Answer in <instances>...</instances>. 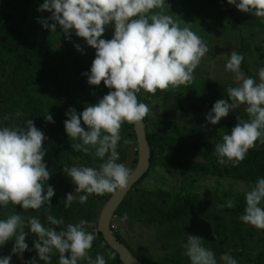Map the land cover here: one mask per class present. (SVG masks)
<instances>
[{
    "label": "clouds",
    "instance_id": "9594fccd",
    "mask_svg": "<svg viewBox=\"0 0 264 264\" xmlns=\"http://www.w3.org/2000/svg\"><path fill=\"white\" fill-rule=\"evenodd\" d=\"M227 3L264 20V0H227ZM37 11L51 13L47 18H38L42 27L55 33L59 25L66 38L75 33L95 49L91 66L83 75L88 84L98 86L103 81L109 89L79 114L71 107L65 112L68 117L63 122L65 132L69 139L76 141L71 148L91 153L101 161L97 167L81 165L63 169L75 185V192L82 193L77 197L72 192L66 194L63 200L67 208L74 199L84 204L89 195L114 193L128 186L133 174L124 163L118 162L117 149L121 141L131 142L122 138L121 125L125 122L137 125L150 111L138 99V94L190 85L194 70L208 49L188 26L181 27L165 11V0H43ZM108 25L113 26V32L110 39H105L103 33ZM74 47L83 52L79 44ZM243 59L242 54L231 51L225 63V71H231L238 81L237 86L226 89L231 102L218 99L205 114V120L215 125L243 104L249 117L241 120L237 116L238 123L215 145L214 154L221 165H238L257 141L264 143V66L257 70L258 81L245 77L240 68ZM44 119L55 122L50 114H45ZM45 139L32 119L11 127L0 122V208L11 203L26 211L51 205L55 189L47 183L50 172L43 162ZM244 201L239 219L264 230V177H258L244 193ZM225 206L233 207V200H228ZM45 221L42 224L37 216L23 217L17 212L0 219V247L14 240L11 253L22 257L25 250H32L25 242V236L32 233L36 236L33 249L45 264L54 253L59 254L57 264H80L81 260L87 264H107L100 254L94 259L88 255L96 239V232L88 230V221L80 219L65 224L62 217L51 214ZM202 240L188 234L182 254L189 264H218L217 257L203 246ZM114 255L109 253L108 258L113 259ZM10 261L11 255L0 256V264H10ZM219 264H237V261L224 253L219 257Z\"/></svg>",
    "mask_w": 264,
    "mask_h": 264
},
{
    "label": "rangeland",
    "instance_id": "374dc122",
    "mask_svg": "<svg viewBox=\"0 0 264 264\" xmlns=\"http://www.w3.org/2000/svg\"><path fill=\"white\" fill-rule=\"evenodd\" d=\"M20 1H24L28 9L36 11L34 16L28 18V23H32V28L29 32L31 40L27 43V46L30 49L38 48L40 51V37L46 33L44 43L47 44L48 39L51 51L54 54V57H52L53 62H56L58 55L69 51L60 26L57 25L56 32L52 33L38 22V18H47L51 15L48 11H37L43 0ZM165 11L171 14L181 27L188 26L207 46V53L202 57L199 66L193 73L194 79L199 84L204 80H208L233 87L237 86L238 81L235 79V75L231 71H225V63L231 51H236L244 57L240 65L242 74L245 77H251L252 75L246 69V67H249L254 79L258 81L257 70L259 67L264 66L263 27L244 26L240 31L234 29L230 21L223 19L222 15L216 12L212 17H199L192 12L189 6L183 11L165 7ZM16 15H18V12H16ZM48 23H52V21L49 20ZM105 32L112 35L113 30L105 26ZM0 43L2 48H9L12 45V41L5 35L0 37ZM92 60L88 61L85 72L89 70ZM20 63L25 66L22 62ZM15 70L17 74L14 76L13 93L6 90L0 92L6 100L5 104H0V122L3 121L6 114L7 119L4 125L9 127L16 124V118L30 116L31 114L30 100L21 90V87L24 86L25 77L23 73H20L19 66H16ZM62 78L66 81L72 80L70 73L65 74ZM32 87L27 89L29 95L40 96L44 105L43 112L39 114L37 121L34 123L47 137L42 141V148L47 151L49 147L58 146L62 142L71 140L65 132L63 123L68 117L61 116L56 112V103L49 97L47 88ZM101 89L103 95L109 91L104 84ZM141 94L143 102L150 109L147 114L150 119L149 123L158 131L164 129L165 121L180 120L189 127H191L190 124H198L201 118H205V114L216 101L192 94L177 97L160 91L155 93L142 91ZM244 108L245 106H239L237 109L230 111L226 117L221 118L220 121L238 122L237 116L241 120H245L246 112ZM8 109H11V111L7 114ZM17 113L21 114L20 117L16 116ZM45 114H50L55 122H47L44 119ZM60 123L62 128L59 126ZM127 124L125 122L121 125L122 138H127ZM117 150L120 153L118 162L124 163L132 170L136 160L140 157L138 142H132L127 148V144H123L121 141ZM160 155L164 156L165 154L160 151ZM99 163H101L100 160L94 163H90V161L86 163L76 162L73 166L97 167ZM61 179L65 196L75 190V185L65 172ZM252 184L254 183L229 177H218V175L196 178L192 173H183L182 170H176L172 164L158 166L150 176L134 187L132 195L125 203L126 205L123 204L122 214L113 218V233L116 236L117 234L120 235L128 246L136 251L148 264H186V262H189L188 258L182 254V245L186 242L188 234L203 238V246L213 251L218 258V264L220 255L224 253H228L236 259L237 264H258L257 258L264 252V230L245 224L239 219L245 206L244 193ZM160 193L167 195L166 201L160 199ZM105 194L111 195L112 193ZM143 194L147 195L149 201L158 204L159 213L154 215L156 225H149L147 217L143 216L142 211L138 209ZM182 197L187 198L190 202L189 211L186 213L179 210L183 209L184 205L183 200L178 202V199ZM89 198L92 197L89 196ZM230 199L233 200V207L228 208L225 205ZM98 201L99 199H95L91 205L96 208L95 205ZM17 207L19 211L14 209L11 204L0 208V219L6 218L13 212L20 213L22 216L27 215V212L19 205ZM168 210L172 211V215ZM90 211L91 207H89ZM125 215L127 219H122ZM157 222H163V224L160 225ZM7 242H14V240ZM25 242L30 243L28 234L25 236ZM3 249L0 247V256L11 255V252L5 253Z\"/></svg>",
    "mask_w": 264,
    "mask_h": 264
},
{
    "label": "trees",
    "instance_id": "16d2710c",
    "mask_svg": "<svg viewBox=\"0 0 264 264\" xmlns=\"http://www.w3.org/2000/svg\"><path fill=\"white\" fill-rule=\"evenodd\" d=\"M187 6L199 17H212L216 12L222 15L223 19L230 21L234 29H239L240 31L244 26H261L264 28V20L252 16L251 13H244L238 10L234 5H229L227 0H165V7L172 10L183 11ZM16 12H18V15H16ZM35 14L36 11L28 9L24 1L0 0V37L5 35L12 41V45L9 48H2L0 43V92L6 90L13 93L14 76L17 74L15 67L19 66L20 73H23L25 77L24 86L21 87V90L30 100V116L16 118V123L26 119H32L33 123H35L39 114L43 112L44 105L40 96L29 95L27 89L31 86L47 88L49 97L56 103V112L61 116H65V112L70 107L80 113L87 105L96 103L103 96L101 93L103 81L98 86L90 85L87 83V77L83 75L85 69L88 67V61L95 57V49L88 46L83 38L76 36L75 33H71L70 38H66L65 34H63L69 51L58 55L56 62H53L52 57H54V54L51 51L48 39L47 44L46 42L44 43L46 33L40 37V51L38 48L30 49L27 46V43L31 40L29 32L32 28V23H28V18ZM108 28L113 30L112 25H108ZM103 37L110 39L111 34L104 32ZM76 44L80 45L83 52L78 51L74 47ZM246 69L252 75L251 77L254 78L249 67H246ZM67 73L71 74V81H66L62 78ZM229 87L233 86L208 80H204L199 84L197 80L193 79L192 83L186 87L181 85L176 88L157 91L173 94L177 97L192 94L205 99H225L230 103L231 101L226 93V89ZM141 93L142 91L138 94V99L143 101ZM5 102L6 100L0 93V104H5ZM240 106L245 105L242 104ZM10 111L11 109H8L7 114ZM4 117H7V115L5 114ZM248 118V114L246 113L245 120ZM5 120L3 118V124ZM145 120L148 123V137L152 145V164L147 175L141 180V183L158 166H166V164H172L176 170H182L183 173H192L196 178L218 175V177L223 176L254 183L258 177H264V143H260L259 141L248 150L245 158L238 165L232 166L231 163L221 165L217 163V156L214 154L215 145L221 142L222 135L230 131L238 122L219 121L217 124L212 125L205 118H201L198 124H194L195 126L190 124L191 127H189V125L184 124L180 120H173L172 122L165 121L163 125L164 129L158 131L150 125L148 115L145 116ZM81 124L86 128L82 121ZM59 126L62 128L61 123ZM127 126V139L131 141L127 144L128 148L132 142H138V136L135 124H127ZM74 142L76 141L68 140L60 143L58 146L49 147L45 151L43 162H45L50 172L47 183L54 187L55 194L50 198L51 205H44L37 210L28 209L26 210L27 215L23 217L37 216L42 224L46 223L45 217L48 214L57 218L62 217L65 224L75 223L80 219H84L90 223L88 230L96 232V239L92 242L88 255L94 259L97 254H100L104 256L107 264H123L120 255L109 245L98 228L102 209L103 207L105 208L114 193L99 196L95 194L89 195L92 198L88 196L84 204H80L78 199H74L69 207H64L63 199L66 196L62 189L61 177L64 173L63 169L72 167L76 162L86 163L90 161V163H94L95 161H99L91 153L85 154L80 151H74L70 146ZM160 151H163L165 155H160ZM138 162L139 159L136 160L135 166L131 170L132 173L136 169ZM132 192L127 199L132 195ZM72 194L74 197H77L82 193L78 194L74 190ZM159 197L161 200L166 201L167 195L160 193ZM95 199H99L95 205L96 208H94V205H91ZM127 199L123 203L124 205H126ZM182 200L184 201L183 209L179 210L182 213H186L189 211L190 202L185 197L178 199V202ZM124 205L117 211L116 216L122 214ZM12 206L19 211L17 206ZM89 207H91L90 212ZM138 209L142 211L143 216L147 217L149 225H156L154 215L159 213L157 203L149 201L147 195L143 194L141 201H139ZM168 212L172 215V211L168 210ZM157 224L162 225L163 222H157ZM59 227H64V225ZM25 232H28L27 227H25ZM117 236L142 262L148 264L136 251L128 246L120 235L117 234ZM28 237L30 241L28 244L29 249L32 250H25L22 257L11 253L10 264H29L32 260L34 261L31 264H45L44 261L38 258L37 252L33 249V240L36 239V236L29 233ZM13 243L6 242L2 246L4 248L3 251L5 253L11 252L10 246ZM109 253L115 254L113 259L108 258ZM58 255V253L52 254L47 264H57ZM257 263L264 264V252L257 258ZM80 264H87V261L81 260ZM186 264H189V262H186Z\"/></svg>",
    "mask_w": 264,
    "mask_h": 264
},
{
    "label": "water",
    "instance_id": "95a60500",
    "mask_svg": "<svg viewBox=\"0 0 264 264\" xmlns=\"http://www.w3.org/2000/svg\"><path fill=\"white\" fill-rule=\"evenodd\" d=\"M139 145V162L133 171L128 186L115 192L105 206L99 221V230L109 245L120 255L123 264H144L119 238L113 233L112 221L134 187L147 175L151 168L152 145L149 141L147 122L144 120L135 125Z\"/></svg>",
    "mask_w": 264,
    "mask_h": 264
},
{
    "label": "built area",
    "instance_id": "2783aa9c",
    "mask_svg": "<svg viewBox=\"0 0 264 264\" xmlns=\"http://www.w3.org/2000/svg\"><path fill=\"white\" fill-rule=\"evenodd\" d=\"M112 228H113V226H112Z\"/></svg>",
    "mask_w": 264,
    "mask_h": 264
}]
</instances>
